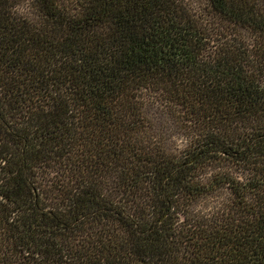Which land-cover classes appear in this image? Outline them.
I'll return each instance as SVG.
<instances>
[{
    "label": "trees",
    "instance_id": "obj_1",
    "mask_svg": "<svg viewBox=\"0 0 264 264\" xmlns=\"http://www.w3.org/2000/svg\"><path fill=\"white\" fill-rule=\"evenodd\" d=\"M0 264H264V0H0Z\"/></svg>",
    "mask_w": 264,
    "mask_h": 264
},
{
    "label": "rangeland",
    "instance_id": "obj_2",
    "mask_svg": "<svg viewBox=\"0 0 264 264\" xmlns=\"http://www.w3.org/2000/svg\"><path fill=\"white\" fill-rule=\"evenodd\" d=\"M152 113L151 117L152 119L156 118V115L154 113V109H152ZM226 196V191H222L220 193H217L216 195L202 201L199 205L198 208L200 209H210L212 207H214L215 205H217L219 202H221Z\"/></svg>",
    "mask_w": 264,
    "mask_h": 264
}]
</instances>
